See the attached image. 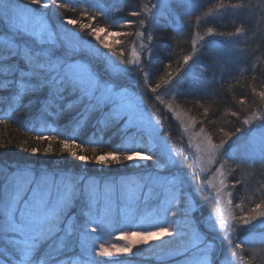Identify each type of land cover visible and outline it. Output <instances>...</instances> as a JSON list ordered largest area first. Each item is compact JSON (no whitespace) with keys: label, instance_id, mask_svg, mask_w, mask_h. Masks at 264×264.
<instances>
[{"label":"snow or ice","instance_id":"obj_1","mask_svg":"<svg viewBox=\"0 0 264 264\" xmlns=\"http://www.w3.org/2000/svg\"><path fill=\"white\" fill-rule=\"evenodd\" d=\"M71 4L76 7L84 4L85 13L94 9L103 17L110 16L111 10L104 7L100 0H27L26 3H20V0H0V93H7L0 95V102L9 101L12 112L38 106L41 115L53 118L78 108L79 111L72 116V120L83 118L80 121L83 123L84 119L95 116L94 124L104 127L118 126V130L125 136L131 133L129 139L135 141V146L125 143L113 151L95 156L97 164L129 162L132 167L139 166L143 169L148 165L141 162L152 161L151 167L155 171L148 175L146 183L139 185L138 190L134 191L128 188L123 179L101 182L91 177L37 169L29 163L0 162V264H115V261L97 260L96 257L111 258L115 254H131L135 247L133 237H139L141 243H147L163 236L173 237V240L165 242L167 247L154 245L151 251L158 257L173 260L174 264H252V261L245 259L244 241L240 240L235 243L238 252L235 249L230 250L223 260L218 261L219 247L210 234L223 230L225 234L220 237V242L232 244L233 234L237 229L251 230L255 227V221H260V226L264 228V195L250 208L245 206L244 199L241 198L236 206L239 209L238 214L229 211L227 218L223 212H218L215 217L209 214L204 220L207 233L201 232L192 220L191 214L195 211V205L184 191L183 179L176 175L171 178L160 176L162 169L180 165L169 144L170 137H160L162 129L153 123L150 109L145 106L143 97L132 90V85L125 82V77L136 70L143 81L144 89L153 94L160 89V83L152 86L149 82L148 70V66L157 61L158 53L155 49L159 45L152 43L151 31L145 29L155 30L159 10L170 9L172 5L166 0H158V4H152L151 8L145 6L139 11L133 9L128 12V16L140 18L138 21H112L118 30L111 35L135 38L131 59H128L123 51H117L100 39L97 33L105 29L89 31L90 36L98 40L104 49H108L107 52H102L90 40H85L79 33L66 28V25H76V19L57 21L39 10L49 9L52 5L63 9ZM33 6H39V9ZM182 6L193 11L198 7L194 0H186ZM261 7L264 8V5ZM217 8L239 10L241 15L251 11L250 4H246L245 0L237 3H231V0L225 3L221 0ZM151 9L158 10L154 13ZM116 11L121 9L117 8ZM200 19L199 16L196 17L197 30L192 40L191 53L183 56L182 64L175 73L168 71L166 74L167 78L163 82L170 87L175 81V85L182 88L186 77L193 72L195 64L190 62L197 56L198 47L204 46L205 39L199 32ZM258 19L264 20V12ZM137 24L139 29L136 31L119 30L134 29ZM184 26L181 17L176 28L178 34ZM80 27L89 29L90 25L81 24ZM207 36L223 37L234 46L233 38L246 37V30L243 24L230 33L217 32L209 27ZM244 42L247 44V39ZM167 68L171 69L172 64L168 63ZM252 71L255 73V67ZM192 79L198 80V77L193 74ZM256 79V75H252V80ZM213 81H199L200 91L206 92ZM219 83L222 84L223 81ZM251 91L254 96L259 97L261 104L252 115L246 114L234 131L221 129L223 135L219 142H214L212 134L204 127V119L209 115V109L204 108V105H200L204 108V119L182 112L171 103L166 105L167 110L175 115L184 133L188 135L189 144L195 149L200 161L201 172L208 170L207 165L220 161L207 184L215 191L222 208L233 203V191L225 189H235V184L229 185L228 176L236 168L247 166L264 174V111L261 110L264 109V90L257 91L253 86ZM156 98L159 99V96ZM245 103L244 99L239 100L241 106ZM231 115L240 119L236 111H232ZM198 124L200 127L197 129ZM145 135L148 137L146 145L140 143ZM245 135L246 157L239 161L234 160L235 167L228 166V159L225 157H232L225 150V146L231 148L229 141H233V137L237 138L233 141L236 143ZM36 139L55 140L62 145L63 151L70 152L78 160L86 162L89 159L78 153L77 149L80 152L85 149L71 136L60 139L52 132L45 134L38 131ZM37 151L32 150L33 153ZM51 151L49 145L45 154ZM192 175L194 178L195 173ZM145 187L148 188L147 194L143 191ZM181 197L185 199L183 208L180 207ZM102 198L109 209L113 204L119 209L121 206H139L141 202L153 200L157 208L165 206L166 214L175 217L178 211L181 212L183 226H178L176 231L170 230L172 222L167 221L165 215L155 225L154 230L122 232L118 238L129 241L124 246H106L99 235H90L102 233L107 227L103 219L93 215V209ZM76 199L83 201L81 214L85 220L76 224L68 218L65 222L67 210ZM168 205H175V209ZM260 239L264 242V232H261ZM98 241L100 242L97 243ZM77 249L79 259L69 255Z\"/></svg>","mask_w":264,"mask_h":264},{"label":"trees","instance_id":"obj_2","mask_svg":"<svg viewBox=\"0 0 264 264\" xmlns=\"http://www.w3.org/2000/svg\"><path fill=\"white\" fill-rule=\"evenodd\" d=\"M27 0H20V3H26ZM64 2V0H58ZM104 7L109 8L110 16L103 17L94 9H90L87 13L83 11L84 4L76 7L71 4L69 7L58 9L55 5L50 6L49 9L42 11L48 17L60 21L63 19H76V25H66V28L72 32L79 33V36L85 40H90L92 44L97 45L102 52H107L99 41L89 35V31L94 29L103 28L105 31L98 32V36L102 40L105 36L101 33H111L118 29L113 26L112 21L116 19H131L138 21L140 18L128 16L130 10H141L145 6L151 8L152 4H158V0H100ZM186 0H172L169 4L172 5L170 9L159 10L158 25L155 30L145 29L151 31L153 36L152 43L159 45L155 51L158 53L157 61L148 66L150 73L149 82L152 86L160 83L161 87L156 94L147 91L143 87V81L140 79L136 70H133L127 77L125 82L132 85V90L138 92L148 107L157 118L162 128L169 130L171 134V141L179 138L180 130L176 129L170 113L166 112L164 105L156 104V96L163 92L169 85L164 84V79L167 78V72L175 71L182 64L184 55H188L192 51V40L197 30L196 17L199 16V32L204 39V46L198 47L197 56L194 57L195 66L193 72L185 79L182 87V93L179 94L175 100V105L178 108L187 110L190 114L204 119L202 113L204 108L209 109L207 119H204V127L212 134L214 141L219 142L223 133L220 131H234L239 127L244 116L252 115L261 104L259 97L252 94L251 88L256 87L257 91L264 90V20H259L258 16L264 12V0H245L246 4H250L251 11H246L243 15L239 14V10L217 8L221 0H194L198 6L194 11L186 10L182 5ZM228 3L229 0H224ZM239 0H231V3H237ZM38 8L39 6H33ZM120 8L121 11H116ZM40 10V9H39ZM158 9H151L152 12H157ZM211 10V12H210ZM189 12L192 14L189 15ZM210 12V14H208ZM95 17V19H92ZM183 18L185 26L179 34H176L178 21ZM81 24L90 25L89 29H83ZM243 24L246 30V37L233 38L234 46L223 37L207 36V29L213 28L217 32L230 33L234 32L237 27ZM164 26V29H162ZM139 25L134 29H119L121 31H136ZM247 39V44H245ZM134 37L122 36L118 42L109 43V46L115 48L117 51H123L125 57L131 59V50L133 46ZM257 45L259 48L257 49ZM247 48V51L244 49ZM180 62V63H178ZM171 63L172 68L168 69L167 64ZM255 67L256 71L253 73L252 69ZM213 73H215V80L213 81ZM198 77V80H193L192 75ZM252 75H256L257 79L252 80ZM213 81L206 92L200 91L199 81ZM223 83H219V81ZM175 84V81H173ZM0 95H7V93H0ZM186 101H181V100ZM244 99L245 105L241 106L239 100ZM204 105V108L200 107ZM247 110V111H245ZM264 111V109H261ZM79 109L66 113L58 118H53L47 115H41L38 106H33L27 110L12 112L9 107V101L4 100L0 102V162H20L29 163L37 169H46L49 172L66 173L73 176H86L99 179L101 182L104 180H118L122 176H140L148 171L154 173L152 161H145L143 164L148 165L147 171L143 168L132 167L129 162H121L116 164L114 162L97 164L94 157L103 155L106 152L113 151L122 144H131L135 141L129 139L131 133L125 136L118 130L117 127H104L100 124H94L95 116L84 119L83 123L80 121L83 118L72 120V116L78 112ZM232 111L239 113L240 119L231 115ZM71 121V123H69ZM46 127L45 134L52 132L60 139L66 137H73L77 143L85 149L80 152V155H85L89 159L86 162L78 160L73 157L70 152L63 151L62 145L57 141H47L36 139V128ZM255 127V124H253ZM145 138V136H144ZM234 138V137H233ZM51 145L52 151L45 154ZM131 146V145H130ZM135 146V145H134ZM179 146V145H178ZM176 147V149L178 148ZM181 148V147H180ZM37 149L36 153L32 150ZM180 165L172 168H164L160 171V176L168 174V176H179L183 179L184 191L190 196L196 207H199L201 199L200 194H206L208 200L213 201L208 206H201L205 210L211 211L212 206L216 202L215 193L204 190V182L206 175L200 173L188 159H183L181 154L177 157ZM155 159V157H154ZM193 173L195 177L193 178ZM152 174V173H151ZM231 184H235L233 189L234 196L241 199V183H237L236 172L231 173L229 179ZM199 189V191H197ZM76 206L70 211L69 218L76 224L82 223L85 218L81 213L83 210V201L76 199ZM210 201V202H211ZM185 206V199L181 197L180 207ZM147 207L151 204L145 205L143 202L137 206L133 213V219L130 223L140 220L141 216L145 214ZM121 208L117 209V215L114 220V225L117 229L123 226V220L128 222L129 213H124ZM94 210V209H93ZM206 212V211H205ZM208 213L204 216L206 217ZM178 217L182 216L181 212H177ZM191 216L193 220L198 219L195 211ZM176 218V216H175ZM183 218V217H182ZM181 219V218H180ZM196 222V221H195ZM141 223V221H139ZM200 229H205L202 221H197ZM126 226V223H124ZM123 226V228H124ZM133 231V230H132ZM137 231V230H134ZM92 237L97 234L90 233ZM101 239V237H100ZM232 249H229V252ZM79 249L74 253H69L79 259ZM245 254L247 250L245 249ZM248 256V255H246ZM245 256V258H246ZM156 255L152 258L138 257L135 254H115L111 258H105V261H115V264H160L161 261L157 259ZM252 261V264H264V261H259L258 258L247 259ZM164 263V262H163ZM165 264H174V261Z\"/></svg>","mask_w":264,"mask_h":264},{"label":"rangeland","instance_id":"obj_3","mask_svg":"<svg viewBox=\"0 0 264 264\" xmlns=\"http://www.w3.org/2000/svg\"><path fill=\"white\" fill-rule=\"evenodd\" d=\"M172 0H166V2L169 4ZM43 9H40V11H42ZM163 10V9H160ZM43 12V11H42ZM180 21H178L179 23ZM164 29V26H162ZM176 34L177 31L175 29ZM112 33V32H111ZM111 33H101L103 34L105 37L102 39L104 40L107 44L114 42H118L119 39L122 36H113L111 35ZM119 43V42H118ZM133 47V46H132ZM137 50L139 51V49L137 48ZM183 75V73L181 74ZM178 79V78H177ZM182 93V88L180 86H177L175 84H173V86H168L163 92L159 93L157 96H159V99H155L156 104H163L165 107V111L170 113L171 115V120L175 126L176 129H179L180 132L182 133V136L179 137L176 140L171 141V134L169 133L168 129H165L164 127L162 128V126H160V123L158 121V118L151 113L152 111L150 110V115L152 117L153 123L158 127L161 128L162 130L160 131V137H164V138H168L170 137L169 140V144L171 145L174 154L178 157L179 154L181 155H185L187 154L188 156L190 155L193 160H194V164L197 167V169L200 171V173L205 174L206 175V180L204 182V190L203 191H213L215 193V191L212 189V187L207 184V180L210 179L213 175V173L215 172L216 168L219 167V163L220 161L217 160L215 161L213 164L211 165H207V171L205 172H201V168H200V161L197 158V155L195 153V149L189 144V137L187 134L184 133L183 128L180 125V122L175 118V115L172 112H169L167 110L166 105L168 103H171L173 105L174 108L179 109L182 112H187L190 114L189 111L187 110H183L181 108L176 107L175 105V100L177 99V97L179 96V94ZM156 96V97H157ZM163 101V103L161 102ZM181 101H186V100H181ZM148 108V107H147ZM255 124V123H254ZM200 127V125L198 124L196 126V128L198 129ZM247 127V126H246ZM46 129V127L43 128H36V131H44ZM246 135L242 136V138L237 141L236 143H233V141H236V137L233 138V141H229V144L231 145V148L228 147V145L225 146V150L227 151V153L229 154V156H231L232 158H229L228 156H226L225 158L228 159V166L231 167H235L234 164V160L239 161L241 160L242 157H246L247 152L245 150V142H246ZM216 142V141H214ZM140 143L142 144H147L148 143V137L145 135V138H143V140L140 141ZM131 146H134V142L130 144ZM179 145V146H178ZM178 146V148L176 149V147ZM181 147V148H180ZM145 162V161H143ZM141 162V163H143ZM139 167V166H137ZM227 167V166H226ZM146 171L147 169L144 168ZM236 176L237 179L239 181H243V184L241 185V196L240 198L244 199V203L246 207H252L254 206V203L257 202L262 195H264V188H262V186H264V174H262L259 170L254 169V168H250L247 166H243L240 168H236ZM153 172L148 171L145 174L142 175H133V176H122L119 177L118 180H125L127 183V186L130 190H138V186L141 184H144L147 182V177L149 174H151ZM233 173V172H232ZM168 174H170L168 172ZM168 174H163L161 177H169ZM71 175V174H69ZM231 178V173L228 176V183L229 185H232L229 181V179ZM111 180V179H110ZM117 180V181H118ZM105 181V180H104ZM228 190H232L233 189H225V191ZM144 193L147 194L148 192V188L145 187L143 189ZM234 191H233V203L232 205L228 206L225 205L223 208L219 205V201L216 198V203L214 204V206H212L211 208V214L215 217V215L218 212H223L224 217L227 218L228 212L231 211L235 214H238L239 209L236 207L239 203L240 200L237 199L234 196ZM191 198V197H190ZM191 200L194 202V200L191 198ZM76 202L77 201H73L71 206L69 207V209L67 210L66 213V220L65 222H67V219L69 218V213L70 211L76 206ZM145 205L151 204V207H147L145 214H143V216H141L140 220H136V222H134L133 224L130 223L133 219V213L134 210H136L137 206H131V207H124L121 206L120 210H123L124 213H129V217H128V222H125V220H123V226L124 223H126V226H123L119 229L112 227L114 225V220L115 217L117 215V208L115 206V204H113V206L111 207V209H109L106 206V202L104 201V199L102 198L99 202V204L94 208L93 210V215L101 218L104 220L105 224L107 225V227H105L104 231L102 233H94L97 234L101 237V240L105 243L106 246H112V245H116V246H124L125 244H127L129 241L123 240V239H119L118 237L121 235L122 232H130V231H134V230H147V229H152L154 230L155 225L161 220V218H163L165 215H167V221L172 222L171 223V228L170 230L172 231H176L178 229V226H183V218L182 216L176 215V218L171 216L170 214H166L164 212V205H162L161 207L157 208L156 204L153 200H149L147 203H144ZM181 204V203H180ZM195 205V202H194ZM216 205V206H215ZM171 206L175 209V205H168ZM195 209H196V205H195ZM181 218V219H180ZM194 218L192 217V220ZM73 220V219H72ZM85 218L83 219L82 223L84 222ZM139 221H141V223H139ZM165 221V222H167ZM194 221V220H193ZM195 222V221H194ZM74 223H77L74 221ZM195 224L197 225V223L195 222ZM203 227H204V221L202 222ZM255 227H252L251 230H249L248 228H245L243 230L241 229H237L236 233L233 234V239L237 240L239 238L242 239V241H244V247L247 250V253L249 255L250 252H257V253H261L262 255H264V242L261 241L260 239V234L261 232H264V228H262L260 226V221H255L254 222ZM205 228V227H204ZM185 231H188L187 228H184ZM219 231V230H218ZM221 231V230H220ZM223 231V230H222ZM173 240V237H168V236H163V237H158L156 239H152L147 241V243H141L140 242V238L139 237H133V242L135 243V247H133V251L130 255L135 254L137 257L142 256L145 258H152V256L154 255L153 252L151 251V249L153 248L154 245H165L166 241H170ZM100 241H98L97 243H99ZM235 242V243H236ZM179 243V238H177V244ZM235 243L232 244L231 246H229V248H234ZM166 246V245H165ZM176 245H173V247H175ZM167 247V246H166ZM237 252L239 251L238 249L236 250ZM223 254H224V258L229 254V252H225L223 251V253L218 251V256H217V260H223ZM158 257V256H157ZM107 258V257H105ZM105 258H100V257H96L97 260H101V259H105ZM159 259V261H161L160 264H165V263H169L173 260L169 259V258H157ZM246 260L248 259L245 258ZM264 260V259H263ZM164 262V263H163ZM241 264H243V262H241Z\"/></svg>","mask_w":264,"mask_h":264},{"label":"bare ground","instance_id":"obj_4","mask_svg":"<svg viewBox=\"0 0 264 264\" xmlns=\"http://www.w3.org/2000/svg\"><path fill=\"white\" fill-rule=\"evenodd\" d=\"M180 132V131H179ZM182 136V133H180V136L179 137H181ZM182 156V158L183 159H188L191 163H192V165L197 169V167L195 166V164H194V160H193V158L189 155H187V154H185L184 156L183 155H181ZM203 191V190H202ZM198 198H200L201 199V202H200V204H199V207H196V213H197V217H198V219L196 220V218H195V220L194 221H196V223H197V221H204L205 220V218L209 215V214H211V212L212 211H209V210H205V208H201V206H208V205H210L213 201H211V200H208V197H206V194H200L199 193V197ZM211 201V202H210ZM216 203V202H215ZM216 206V205H215ZM206 211V212H205ZM206 213H208L207 214V216L205 217L204 215L206 214ZM198 224V223H197ZM203 225V224H202ZM200 231L201 232H205V233H207V229L205 228V229H200ZM225 233H224V231H215V232H212L210 235H211V237L212 238H215V240H216V243H217V245H218V247H219V252H221V253H223V251H224V253L225 252H229V249H235V246H234V248H229V246H231L232 244H234L235 242H236V240H234L233 239V242H232V244H229V243H227V242H224V243H221L220 242V237L222 236V235H224ZM238 240H240V241H242V239L241 238H239ZM235 250H237V249H235ZM258 252V251H257ZM257 252H250L249 253V255H248V253L247 254H245L244 253V256H246V255H248V256H246V258L248 257V259H251V258H258V260L259 261H264L263 259H264V255H262L261 253H257ZM223 258H224V254H223Z\"/></svg>","mask_w":264,"mask_h":264}]
</instances>
